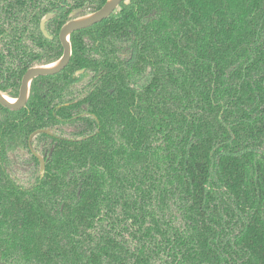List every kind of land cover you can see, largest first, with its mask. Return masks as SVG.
I'll return each mask as SVG.
<instances>
[{"label": "trees", "instance_id": "16d2710c", "mask_svg": "<svg viewBox=\"0 0 264 264\" xmlns=\"http://www.w3.org/2000/svg\"><path fill=\"white\" fill-rule=\"evenodd\" d=\"M57 2L0 0L5 94L61 53L38 29ZM70 42L24 108L0 105V264H264V0H127ZM57 117L75 129L37 134L54 151L16 185L8 151Z\"/></svg>", "mask_w": 264, "mask_h": 264}, {"label": "flooded vegetation", "instance_id": "af4514ba", "mask_svg": "<svg viewBox=\"0 0 264 264\" xmlns=\"http://www.w3.org/2000/svg\"><path fill=\"white\" fill-rule=\"evenodd\" d=\"M91 1L85 0L82 4H80L78 6L71 7L69 5V3H73L74 0H59V2H57L55 4L54 8L45 12L41 16V18L39 19V23H38V29H39L40 35L43 38L50 40V41L58 40L60 43V46L62 48V51L58 55L54 54L53 56H57V57H54V58L50 59L49 61H45V59L41 57L40 60L42 63H35V64L31 65L30 67L35 66V65H44V64L52 63V62L56 61L58 58H60V56L63 53V47H62L61 42L59 40V31H60L61 26L64 23H66L68 20H71V19L79 17V16H83V15H86V14H89L91 12L98 10L105 3L106 0L100 6L96 5V3L99 0H91ZM121 2H127V0H122ZM118 6L114 9V11L118 8ZM59 8H65V10H62V11L64 12V14L67 12L68 18L60 26V28L56 34V38H55V35L53 32V27L51 28L49 26V22L59 13V11H60ZM67 8H69V9L66 10ZM48 13H52V15L45 22V30L47 32V35H45L40 28V23H41V20ZM79 30H81V29H79ZM73 32H75V31H73ZM70 37H71V35H70ZM36 51H38V50H36ZM39 51H42V49ZM71 57H72V54H71ZM71 57H70V59H71ZM70 59H69V61H70ZM69 61H68V63H69ZM30 67H28V68H30ZM25 71L23 72V74L25 73ZM61 71H59V72H61ZM82 71H83L82 69H79V70H76V72L74 73V76L78 77V79H79L76 82L78 92L83 88L84 85H87V82H88L89 77H90V76H88L90 74H86L83 78L80 79V77H81L80 74L83 73ZM59 72H57V73H59ZM57 73L48 74V75H40V76H50V75H55ZM23 74H22V76H23ZM22 76L19 80V85L17 88L16 95L15 96H12V95L9 96L8 95L9 97L16 98L18 96ZM37 77H39V76H37ZM37 77H35V78H37ZM35 78H33V79H35ZM33 79H32V81H33ZM30 87H31V83H30ZM29 94H30V92H29ZM28 98H29V96H28ZM27 101H28V99H27ZM27 101H26V103H27ZM61 101H64V92L60 91V89H59V91L57 90V93H56L55 102L57 104V102H61ZM26 103L23 107H21L19 109H15V110L11 109V108L4 107L1 104L0 105L4 108L9 109V110L18 111V110H21L22 108H24L26 106ZM64 104L65 103H58L56 107H59L60 105H64ZM66 104H69V103L67 102ZM53 114H55L54 111H53ZM38 129L49 130L50 133L38 132L32 137L31 140H29L30 134L32 132L38 130ZM38 129L32 131L29 134L27 141H26V145L24 147L16 146L15 149L8 151L9 160L5 166V170L9 173L11 179L15 182V184L19 185L21 187L30 185L31 183L34 182V179L36 176L43 174V172L45 170L46 163L50 160L51 155L54 151L55 143L52 141V139L46 138V137H41V138L36 139L37 134L44 133V134H47L48 136H50L51 138H56L57 140H64L66 138V134L69 136L68 132L70 130H74L75 127L74 126H68V127L65 126L64 119L61 117H57V124H55L52 128L51 127H45V128H38ZM38 156H40L43 159V166H44L43 169H41V163H40ZM18 173H23L24 175L21 176Z\"/></svg>", "mask_w": 264, "mask_h": 264}, {"label": "water", "instance_id": "95a60500", "mask_svg": "<svg viewBox=\"0 0 264 264\" xmlns=\"http://www.w3.org/2000/svg\"><path fill=\"white\" fill-rule=\"evenodd\" d=\"M121 1L122 0H106L98 10L83 16L73 18L64 23L59 31V40L63 47V53L60 58L52 63L35 65L28 68L22 76L18 96L16 98H11L0 90V104L4 107L14 110L23 107L28 99L30 92V83L33 78L40 75L57 73L67 65L72 54V46L70 42L71 33L73 31L91 26L97 22L102 21L103 19H106ZM51 15L52 13L46 14L40 23V28L45 35H47V32L45 30V22L51 17ZM38 132L50 133L49 130L38 129L30 134L29 140H31L32 137ZM38 158L41 163V169H43V159L40 156H38Z\"/></svg>", "mask_w": 264, "mask_h": 264}, {"label": "rangeland", "instance_id": "374dc122", "mask_svg": "<svg viewBox=\"0 0 264 264\" xmlns=\"http://www.w3.org/2000/svg\"><path fill=\"white\" fill-rule=\"evenodd\" d=\"M19 175L23 176L24 174L23 173H18Z\"/></svg>", "mask_w": 264, "mask_h": 264}]
</instances>
